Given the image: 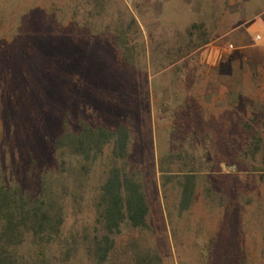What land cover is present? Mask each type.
I'll list each match as a JSON object with an SVG mask.
<instances>
[{"label": "rangeland", "instance_id": "obj_1", "mask_svg": "<svg viewBox=\"0 0 264 264\" xmlns=\"http://www.w3.org/2000/svg\"><path fill=\"white\" fill-rule=\"evenodd\" d=\"M120 121L115 161L149 210L104 264H264V0H0V182L45 159L65 187L63 237L25 235L18 264H93L84 229L112 147L87 170L54 145Z\"/></svg>", "mask_w": 264, "mask_h": 264}, {"label": "trees", "instance_id": "obj_2", "mask_svg": "<svg viewBox=\"0 0 264 264\" xmlns=\"http://www.w3.org/2000/svg\"><path fill=\"white\" fill-rule=\"evenodd\" d=\"M80 126L79 131L70 135H59L54 149L89 161L88 170L94 164L96 153L111 144V153L102 161L106 176L98 187L99 195L93 204L95 216L92 226L84 229L87 233L85 238L93 243V264H104L113 245V237L120 232V225L127 221L131 227H145L149 205L143 185L135 173H127L115 161L123 159L127 153L130 137L128 126L122 121L114 125L87 122ZM48 163L41 159L40 165L35 162V165L24 168L27 176L22 182H0V264H18L12 252L25 235L30 236L35 244L51 242L60 237L65 213V187L61 180L63 170ZM159 169L165 172L163 165ZM169 176L163 175V188L164 180H169ZM180 177L190 181L185 187L186 191L189 186L194 187L195 174L189 171ZM39 246L44 249L42 245Z\"/></svg>", "mask_w": 264, "mask_h": 264}, {"label": "built area", "instance_id": "obj_3", "mask_svg": "<svg viewBox=\"0 0 264 264\" xmlns=\"http://www.w3.org/2000/svg\"><path fill=\"white\" fill-rule=\"evenodd\" d=\"M255 24L259 25L258 22H256V21L253 22L252 25L249 27V30L251 32H254V33H252L254 35V38H257L258 37V39L256 41L259 43V41L262 40L261 32L259 30H257L260 25L259 26H256ZM253 25H255V27H253ZM226 46L228 47V46H231V45H226Z\"/></svg>", "mask_w": 264, "mask_h": 264}, {"label": "crops", "instance_id": "obj_4", "mask_svg": "<svg viewBox=\"0 0 264 264\" xmlns=\"http://www.w3.org/2000/svg\"><path fill=\"white\" fill-rule=\"evenodd\" d=\"M227 33H228V31H227Z\"/></svg>", "mask_w": 264, "mask_h": 264}]
</instances>
